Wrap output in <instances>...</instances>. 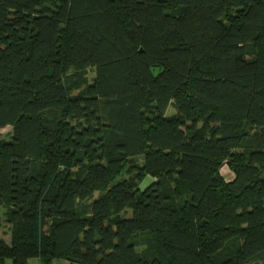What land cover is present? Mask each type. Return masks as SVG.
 <instances>
[{"label":"trees","instance_id":"obj_1","mask_svg":"<svg viewBox=\"0 0 264 264\" xmlns=\"http://www.w3.org/2000/svg\"><path fill=\"white\" fill-rule=\"evenodd\" d=\"M7 126L0 264H264V0H0Z\"/></svg>","mask_w":264,"mask_h":264},{"label":"rangeland","instance_id":"obj_2","mask_svg":"<svg viewBox=\"0 0 264 264\" xmlns=\"http://www.w3.org/2000/svg\"><path fill=\"white\" fill-rule=\"evenodd\" d=\"M82 73V78L80 79L81 82L83 83V86H86V85H89L90 83H92L93 81V78H94V75H95V70L93 68H86L84 70H80ZM79 71H77L76 69L74 68H70L66 74V76H70L71 78H78V77H75L77 75ZM77 91H72L71 94H76ZM175 110L172 106H169L168 110H167V115H170L172 113H174ZM10 129L11 127L10 126H7L5 127L4 129L1 130V136L6 138V136L9 135L10 133ZM138 160V162L140 161L139 158H136ZM130 167V168H129ZM132 172V169H131V166L130 165H126L124 164V168L123 170L121 171V176L123 179H129L133 174H131ZM221 175L224 177L225 180H230L231 177H233V173L231 172V170L228 168L227 164H226V161L223 160L222 161V166H221ZM151 179L150 178H147L142 184H141V187H143L144 185H146L147 183H149ZM97 195V193L95 194V196ZM4 208L3 207H0V211H2ZM121 216L122 217H129L131 216V209H126L124 210V212L121 213ZM137 249H139V247H137ZM8 263H10L11 261L8 259L7 261Z\"/></svg>","mask_w":264,"mask_h":264},{"label":"crops","instance_id":"obj_3","mask_svg":"<svg viewBox=\"0 0 264 264\" xmlns=\"http://www.w3.org/2000/svg\"><path fill=\"white\" fill-rule=\"evenodd\" d=\"M2 213H3V210L0 211V214H2ZM0 239L5 241L7 244L10 243V241H11V232H10L9 224H6V223H2L1 224V226H0ZM7 261H6V264H11V262L8 263ZM28 264H39V260L36 259V258L30 259ZM54 264H77V263H70V262L65 261V260H56L54 262Z\"/></svg>","mask_w":264,"mask_h":264}]
</instances>
